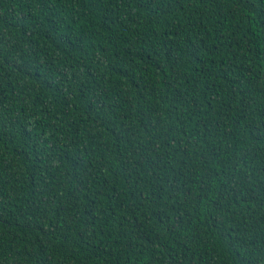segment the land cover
Segmentation results:
<instances>
[{"label": "trees", "instance_id": "1", "mask_svg": "<svg viewBox=\"0 0 264 264\" xmlns=\"http://www.w3.org/2000/svg\"><path fill=\"white\" fill-rule=\"evenodd\" d=\"M0 264H264V0H0Z\"/></svg>", "mask_w": 264, "mask_h": 264}]
</instances>
